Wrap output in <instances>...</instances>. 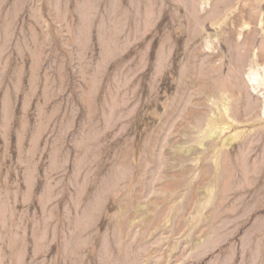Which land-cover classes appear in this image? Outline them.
I'll return each mask as SVG.
<instances>
[{"label": "rangeland", "instance_id": "374dc122", "mask_svg": "<svg viewBox=\"0 0 264 264\" xmlns=\"http://www.w3.org/2000/svg\"><path fill=\"white\" fill-rule=\"evenodd\" d=\"M251 71L264 0H0V264H264Z\"/></svg>", "mask_w": 264, "mask_h": 264}, {"label": "bare ground", "instance_id": "6f19581e", "mask_svg": "<svg viewBox=\"0 0 264 264\" xmlns=\"http://www.w3.org/2000/svg\"><path fill=\"white\" fill-rule=\"evenodd\" d=\"M260 24H263V20L260 21ZM253 74H255V71H251L248 72L246 74L247 80L250 84H252L254 87L258 86V87H264V71L263 73H261L258 77H254ZM257 88V87H256ZM255 88V89H256ZM263 93V92H262ZM261 93V94H262ZM220 97L218 99V101L215 102L216 105V109L217 111L222 114L223 116H226V118H231V111H230V106L228 104V102L226 101L224 94L223 93H219ZM218 115V114H217ZM221 116V115H220ZM217 116H214V118H216ZM214 120V119H213ZM210 121V120H209ZM212 122V121H211ZM225 124V123H224ZM219 126V125H218ZM215 127V129H217V127ZM225 128H227L226 126H221L222 130H225ZM219 129V128H218ZM214 130V129H213ZM220 130V129H219ZM220 133V132H219ZM213 134V133H212Z\"/></svg>", "mask_w": 264, "mask_h": 264}]
</instances>
